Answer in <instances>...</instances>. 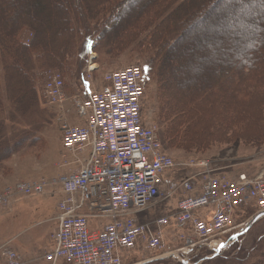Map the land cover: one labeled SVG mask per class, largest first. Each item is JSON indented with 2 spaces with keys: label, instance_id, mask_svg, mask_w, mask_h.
<instances>
[{
  "label": "trees",
  "instance_id": "1",
  "mask_svg": "<svg viewBox=\"0 0 264 264\" xmlns=\"http://www.w3.org/2000/svg\"><path fill=\"white\" fill-rule=\"evenodd\" d=\"M222 1L236 3L245 15L229 17L230 24L241 23V30L230 35L223 29L210 37L211 50L222 37L227 43L205 65L204 59L190 54L185 41L196 35L197 23L210 18ZM255 2L0 0V173L6 172L13 155L29 154L43 145L29 120L26 127H15L25 117L32 118L39 104L37 73L58 70L62 77L71 70L69 59L79 42L81 56L86 57L94 37L97 44L91 50L95 47L108 58L129 48H149L150 56L142 65V86L145 95L153 75L166 148L191 144L194 150L205 146V139L213 144L233 137L246 144L264 143V0ZM241 258L232 255L231 260Z\"/></svg>",
  "mask_w": 264,
  "mask_h": 264
},
{
  "label": "built area",
  "instance_id": "2",
  "mask_svg": "<svg viewBox=\"0 0 264 264\" xmlns=\"http://www.w3.org/2000/svg\"><path fill=\"white\" fill-rule=\"evenodd\" d=\"M92 69V67H91ZM104 86L76 102L82 127L61 126L62 147L74 155L86 148V161L51 184H60L64 198L58 204L57 228L44 259L51 264H122L123 254L138 246L147 252L165 249L164 228L170 218L139 222V215L159 201L180 194L173 225L182 232V243L170 253L187 260L200 247L213 249L226 233L237 226L234 213L251 205L264 212V173L236 178L211 177L208 162L202 179L191 175L170 181L165 190V173L175 163L161 147L156 129L142 116L143 78L139 66L104 75ZM49 104L63 102V83L57 73H49L44 86ZM68 163L64 162L63 166ZM182 166H186L185 164ZM47 182L18 183L0 198L8 202L12 192L40 195ZM212 211L201 214L203 209ZM206 215V216H205ZM205 216V217H204ZM95 226L90 228V221ZM3 264H20L8 246L0 247Z\"/></svg>",
  "mask_w": 264,
  "mask_h": 264
},
{
  "label": "rangeland",
  "instance_id": "3",
  "mask_svg": "<svg viewBox=\"0 0 264 264\" xmlns=\"http://www.w3.org/2000/svg\"><path fill=\"white\" fill-rule=\"evenodd\" d=\"M243 1V0H242ZM254 3L255 0H250ZM234 4V5H233ZM239 5L236 3H232L228 5L227 1H222L218 6H216L214 9L210 12V18L201 20L197 23V27L194 28L196 31V35H190L187 37V40L185 41L186 44H188L190 49V54H193L194 57L198 60L204 59L205 65H209V63L212 62L211 54L216 55V53L220 52L221 50L218 49L222 44L226 45L227 39L220 38L218 39V42L213 43V46L215 47L214 50H211L210 46L211 43H208L210 40V37L212 38L214 35H217V33H220L223 29H225V34H230L231 31L241 30V23L237 26L236 23H232L231 20L229 21V17L232 15V18H241L244 16L243 10L239 9ZM232 11V13H230ZM231 18V19H232ZM200 19V18H199ZM242 19V18H241ZM229 22V23H228ZM242 22V21H241ZM247 30V29H246ZM227 32V33H226ZM222 33V32H221ZM220 33V34H221ZM98 38V37H97ZM97 38L94 37L92 40L93 46L97 44ZM219 38V37H218ZM81 46H82V40L79 42L76 50L74 51V55L69 59L71 61V70L68 73L62 74V82L64 85V92L67 100L63 103L61 109L59 110V107L57 105H51L47 103V100L43 97V86L47 79V75L49 73H57L59 74L58 70H50L45 72H38V81H37V90L39 91V104L35 107L34 110L31 112L34 116L32 118L27 119L25 117L24 121L20 122L23 123L19 126L15 127H26L25 124H27V121L29 120L32 124H35V137L39 138V136L43 140V145L41 144L37 145L35 152H40L45 150V141L42 136L50 135L54 139L60 136V122L66 120V118L69 119L67 121L70 125H82L83 121L80 120L75 113V107L74 103L81 99L83 96L82 92V85L80 78L84 75L88 80L92 81L93 88L95 90H99L102 87V76L104 73L109 71H115L122 68L130 67V66H142L144 63H147V60L150 56L149 53H147V46L143 45V47L139 48L138 50H133L132 48H129L128 50L122 52L121 54L117 55L115 58H108L105 55L99 53L97 50H95V47L92 49V53L88 54L86 57H82L81 53ZM147 47V48H146ZM229 48V46H226ZM149 51V48H148ZM150 52V51H149ZM178 60L180 61V57H178ZM182 62V61H181ZM70 63V62H69ZM94 67L91 69V67ZM61 76V75H60ZM151 81L146 85V92L143 99V115L146 116L145 118L149 120L151 123L154 124L156 127L157 135L162 143L163 149L167 152L168 156L173 160L175 165L177 164H185L184 167H178L174 166L172 172H171V178L172 179H184L186 177H190L191 175H197V179H202V176L199 174H202L206 168L203 166H200V162H208L207 169L211 170V173L209 175L211 177H221L219 173L225 174V178H232L237 173L242 171H250V169H259L262 165L264 166V143H258V144H246L237 141V139L231 138V140H227V143H219V140L217 139L216 143L210 144L206 140L207 144L205 146L199 147V149L191 150V144L190 145H182V146H174L170 149L166 148L165 145L162 142V126L160 125V122L158 120V113H157V103L155 100L156 96V84L153 80V75L150 76ZM69 111V114H65L63 116H66V118L60 117L61 112ZM6 115V114H5ZM6 117H4L5 119ZM74 119V120H72ZM5 123V120H3ZM11 125L6 121V130H10ZM8 128V129H7ZM40 129V130H39ZM250 133V131L246 132ZM48 138V144L52 145L55 144V141ZM62 150L60 155L62 154ZM61 162V157H60ZM58 162V163H60ZM8 163V162H7ZM56 164L55 167H58L59 164ZM60 166V165H59ZM75 168V167H74ZM11 173V169L7 164V170L4 173H0L1 177H6ZM62 175V174H61ZM59 175V176H61ZM205 175V172L203 176ZM59 176L53 177L49 180L56 179ZM175 178H174V177ZM1 180V179H0ZM14 185V184H13ZM13 185H7L4 188L0 189V198L2 194L5 193L8 189H12ZM19 196H23L19 193H12V195L9 198V205H5V207L0 208L2 209H8L10 207V204L14 201H17ZM29 197V196H28ZM172 199L169 200V202L165 205L167 206V211H158V206L153 209L152 211L147 212L143 217L142 220H151L154 217H160V216H167L170 215V212H173V208L176 206L177 202V196H171ZM14 199L11 201V199ZM161 204L160 206H162ZM164 205V206H165ZM163 207V206H162ZM250 206H246L245 208L242 207L241 209L237 210L236 214L233 216L234 223L238 228L230 231L224 238L223 241H227V239L230 237L229 234H234L236 232H239V229L252 218L253 213L251 212L254 210L252 207L248 208ZM252 208V209H251ZM251 209V211H249ZM36 218L39 217L35 216ZM2 225V224H1ZM0 225V227H1ZM10 229V225H9ZM21 230L20 227L14 225L12 228L13 232H19ZM30 232H35V230H29ZM28 231V232H29ZM179 229H171L166 230L165 235V245L166 249L168 251L174 249L175 247H178L181 242L179 243L176 239V235L180 234H174V232H180ZM27 232V233H28ZM261 238V239H260ZM40 246L41 245V241ZM49 245V243H48ZM47 247L39 253L40 260L36 262L35 264H47L42 260V256L48 249ZM236 247V249H235ZM253 247L255 250H250ZM235 249V250H233ZM241 249V250H239ZM211 252L207 249H200L197 251H194L191 255L194 256V258L190 259V262H201L200 264H205V261H201L205 257L211 256L209 255ZM220 256L216 258H211L210 260H215L217 258H227L228 260L224 264H264V217L259 220V222L255 223L251 228L248 229V231L243 235L240 236L237 240L232 241L227 247H225L221 252ZM157 255L160 253H156ZM231 254V255H230ZM155 254H150L146 252H136L132 253L131 255L128 254L125 256L123 264H180L176 260H173L172 257H164L162 255H159V258H153ZM232 255L242 256V258L239 261H232ZM210 264H214L210 263Z\"/></svg>",
  "mask_w": 264,
  "mask_h": 264
},
{
  "label": "crops",
  "instance_id": "4",
  "mask_svg": "<svg viewBox=\"0 0 264 264\" xmlns=\"http://www.w3.org/2000/svg\"><path fill=\"white\" fill-rule=\"evenodd\" d=\"M65 114L68 115L69 111L61 112L62 116ZM68 119L66 118L67 121ZM42 136L46 145L45 150L38 153L35 150L29 154H15L11 157L7 163L11 173L0 178V189L17 182L30 183L40 179L49 180L78 166L88 157L89 149L78 156L79 163H75L72 156L67 155L70 166L68 168L55 167L60 162L62 150L60 136L58 135L56 139L50 135L44 136L42 134ZM47 137L54 140L55 144L49 145ZM260 170L264 171L263 165L259 169H250V171L239 173L252 174ZM219 175L226 176L223 173H219ZM16 199L18 200L11 203L8 209L0 210V225L2 224L0 227V245L10 243L11 248L20 256L22 264H35L40 260L39 253L47 247L50 236L57 226V204L63 199V194L60 186L54 185L47 186L43 195L19 196ZM12 200L14 199L12 198ZM38 215L39 217L36 218L35 216ZM94 224L95 221L92 220L91 228L95 226ZM14 225L20 227L21 230L13 232ZM31 229L35 232H30ZM169 229L173 231L174 228ZM41 240L42 247L39 242Z\"/></svg>",
  "mask_w": 264,
  "mask_h": 264
},
{
  "label": "water",
  "instance_id": "5",
  "mask_svg": "<svg viewBox=\"0 0 264 264\" xmlns=\"http://www.w3.org/2000/svg\"><path fill=\"white\" fill-rule=\"evenodd\" d=\"M263 217H264V213H259V214L255 215L254 217H252V218L248 221L246 227L240 232V234H236V235L232 236V237L226 242L225 245L220 246V247L215 251V254L212 256V258L215 257V256H217V255L220 253V251H222L225 247H227L232 241L236 240L240 235L245 234V233L248 231V229L251 228V226H253L257 221H259V220L262 219Z\"/></svg>",
  "mask_w": 264,
  "mask_h": 264
},
{
  "label": "bare ground",
  "instance_id": "6",
  "mask_svg": "<svg viewBox=\"0 0 264 264\" xmlns=\"http://www.w3.org/2000/svg\"><path fill=\"white\" fill-rule=\"evenodd\" d=\"M92 68H94L93 66H92ZM217 245V243L215 244V246Z\"/></svg>",
  "mask_w": 264,
  "mask_h": 264
}]
</instances>
